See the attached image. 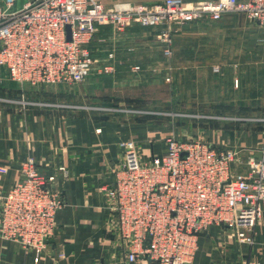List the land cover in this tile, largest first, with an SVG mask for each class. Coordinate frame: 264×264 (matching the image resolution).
Instances as JSON below:
<instances>
[{"label": "crops", "instance_id": "0c3cea01", "mask_svg": "<svg viewBox=\"0 0 264 264\" xmlns=\"http://www.w3.org/2000/svg\"><path fill=\"white\" fill-rule=\"evenodd\" d=\"M100 1L125 8L164 0ZM6 3L0 0V8ZM184 26L173 34L169 57L160 27L132 25L118 31L100 25L90 47L94 58L105 60L102 65H112L119 75L128 74L127 62L135 63L130 66L135 73L143 68L159 74L163 70L158 64L165 60V74L184 84L181 105L200 108L199 116L206 118L195 136L219 149H238L235 171L247 172L246 161L261 158L264 146V23L229 12L217 21ZM96 88L90 84L85 89L94 101L99 99L92 93ZM16 92L26 97L25 89L0 67V195L21 178L24 163L32 157L43 173L56 174L52 187L67 204L57 213L55 234L39 256L0 239V264H156L143 257L127 260L111 225L115 221H110L115 202L101 187L115 180L112 168L125 157L122 142L135 141L143 159L165 151L166 145L155 140L157 133L109 119L101 105L48 107L13 98ZM63 166L64 174L58 169ZM191 264H264V207L253 244L241 243L231 228L214 226L201 236Z\"/></svg>", "mask_w": 264, "mask_h": 264}, {"label": "built area", "instance_id": "2783aa9c", "mask_svg": "<svg viewBox=\"0 0 264 264\" xmlns=\"http://www.w3.org/2000/svg\"><path fill=\"white\" fill-rule=\"evenodd\" d=\"M19 1L7 0L0 8V67L12 80L32 86L84 81L100 25L118 31L132 25L160 27L169 57L173 34L184 25L217 21L229 12L264 23V0H164L125 8L106 7L100 0H21L17 6ZM100 69L114 71L109 64ZM165 144V151L143 159L135 141L122 142L125 157L112 168L115 180L101 187L115 202L110 221H115L111 225L127 250V260L191 264L201 236L214 226L231 228L241 243L253 244L264 207V146L261 158L246 161L247 172H237L236 148L219 149L207 140L174 136ZM58 169L62 174L67 170ZM21 175L0 195V239L39 256L55 234L57 213L67 203L52 187L56 174L43 173L34 158L26 160Z\"/></svg>", "mask_w": 264, "mask_h": 264}, {"label": "rangeland", "instance_id": "374dc122", "mask_svg": "<svg viewBox=\"0 0 264 264\" xmlns=\"http://www.w3.org/2000/svg\"><path fill=\"white\" fill-rule=\"evenodd\" d=\"M21 5L20 0L17 6ZM104 61L93 57L89 74L77 84L39 85L34 88L30 84L16 82L25 89L26 97L22 96V92H16L13 98L48 107L101 105L103 108L100 111L107 118L140 124L144 131L157 133L155 140L164 144L169 136L181 140L202 139L193 132L206 125V118L199 116L200 108L181 105L180 92L184 84L179 83L176 76L165 74V60L158 64L163 70L159 74H147L143 68L135 73L130 67L135 63L127 62V75L116 74L115 69L112 74L101 73ZM90 84L98 86L92 92L99 98L97 101L89 99L86 94L85 89ZM190 112L196 115L191 116L194 113Z\"/></svg>", "mask_w": 264, "mask_h": 264}, {"label": "water", "instance_id": "95a60500", "mask_svg": "<svg viewBox=\"0 0 264 264\" xmlns=\"http://www.w3.org/2000/svg\"><path fill=\"white\" fill-rule=\"evenodd\" d=\"M185 28H188V25L184 26ZM67 31H68V39H71V31H70V26H67Z\"/></svg>", "mask_w": 264, "mask_h": 264}]
</instances>
